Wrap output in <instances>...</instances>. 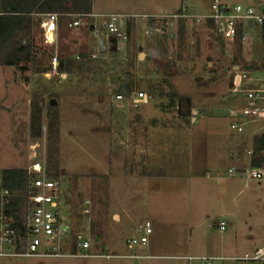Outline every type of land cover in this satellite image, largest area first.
Returning a JSON list of instances; mask_svg holds the SVG:
<instances>
[{"label":"rangeland","instance_id":"rangeland-1","mask_svg":"<svg viewBox=\"0 0 264 264\" xmlns=\"http://www.w3.org/2000/svg\"><path fill=\"white\" fill-rule=\"evenodd\" d=\"M186 2L189 7L191 2L199 6L190 8L194 17L191 20L204 21L202 17L209 13L207 5H200L197 0ZM93 23L97 25L96 21ZM88 26L89 20L83 27L85 32H88ZM161 30L165 36L164 42L170 43L171 36H174L173 29L166 31L162 27ZM64 33L68 34L67 31H57V40ZM186 33V48L164 49L166 52L157 56L159 66L168 63L169 81L155 78V73L149 72L146 64L141 70L145 74L138 73L135 56L134 63L125 60L129 55L126 50L101 58L98 63H91L92 69L88 73L84 70L78 75L68 74L65 79L46 78L44 74L49 71L52 46L44 44L42 35L36 36L38 49L33 63L23 65L21 69L0 66V171L7 168L28 169L32 163L40 161L50 172H57L60 175L62 214L69 219L71 232L75 234L93 235L89 218L97 208L103 209L104 197L110 199L108 211L111 215L112 212L121 214L117 200L128 204L127 196L131 195L137 200L136 203L145 204L144 208L136 207L134 210L135 220H142L139 224L145 219L152 220L149 237H154L159 244L169 242L184 247L189 244L193 254L203 253L204 245L212 248L208 237L209 231H215L213 224L222 218L226 223H232V219L222 215L232 212L237 215L234 221L237 226L230 223L227 226V249L232 250L235 244L240 250L248 247L246 234L250 233L254 236L252 242L260 245L264 241V177L246 182L240 175L231 177L228 174V168L238 164L237 160L230 161L229 154L234 153L237 140V145L241 146V138L230 130L226 109L236 96L241 95V91L257 88L254 84L260 82L255 80L256 73L250 82L242 83L238 90L235 87L229 89L228 78L224 79L221 74L216 76L217 82L211 86L202 82L201 75L207 70V61L196 57V54L210 47L211 38L206 35L205 40L199 38L197 42L193 25ZM88 37L93 40L94 51L99 54L98 40L93 33H89ZM84 47L88 49L87 43ZM68 48V45L59 46V51ZM210 54L212 58L214 55L218 57L221 51L216 52L212 48ZM224 55L218 58L224 62L230 61L228 53ZM126 65L135 69L126 68ZM223 69L219 71L223 73ZM227 75L233 79L236 73L230 70ZM146 77L152 85L149 104L129 110L125 100H115L114 96L123 84L130 92L147 87L143 82ZM196 77L198 80L194 79ZM257 86L264 87V84ZM174 90L180 98L190 100V113L202 118L198 125L188 129L186 124L189 123L179 121L175 124L173 117L177 120L178 105H173L169 98ZM51 100L56 105L49 107ZM118 103H122L123 109L116 107ZM180 110L181 113L186 112L185 107H180ZM33 114L39 115L38 127L33 125ZM136 115L142 118L131 122L126 119ZM178 124L183 127H178ZM248 129H260L259 133H264V121L251 123ZM144 133L146 138L139 139ZM126 138L139 139V149H142L140 156L144 153L146 157L141 165L132 164L133 175L128 174L127 169H120L124 148L120 145V139ZM247 148H242V152L245 153ZM203 149L208 163L204 167L200 163ZM139 172L144 175L139 176ZM149 172L159 173L147 175ZM216 181L220 186L215 184ZM231 181L238 185L235 190L243 189L234 203L230 198L235 191L227 184ZM130 187L135 188L136 192L131 193ZM108 222L110 240L129 253L124 240L130 236L131 225L124 222L116 224L110 218ZM154 224L161 228L154 231ZM210 238L217 240L218 233L215 231ZM68 250L67 244L62 245L59 254H67ZM46 251V247L41 245L39 253ZM100 253L112 252L103 249ZM108 262L119 263L121 259L112 258ZM108 262L91 257L0 258V264ZM190 262L199 263L196 260ZM220 263L215 261L213 264Z\"/></svg>","mask_w":264,"mask_h":264},{"label":"crops","instance_id":"crops-1","mask_svg":"<svg viewBox=\"0 0 264 264\" xmlns=\"http://www.w3.org/2000/svg\"><path fill=\"white\" fill-rule=\"evenodd\" d=\"M199 1L200 5H207L209 9V4L211 0H197ZM231 2L234 3H239L243 6L246 7H252L256 11L260 10L262 7H264V0H230ZM190 7L188 6L186 0H91V13L88 14L85 18V22L89 20V26H88V32H85L83 30V27H75V28H68V23L74 20L72 17L69 18L68 20L66 19H58L57 21V31L58 32H63L67 31L68 34L64 33L60 37V40H57V44L55 46V52L57 53L58 59H59V64L61 70L66 74H73L75 73L78 75L79 73H82L84 70L86 73H88L92 67L91 63L96 62L101 60V58H105L108 55H115L116 52H122V51H127L128 56L126 57L125 60H127V63L129 60H131V63L133 62V57L135 56L137 62H138V68L136 71L138 73H143L141 70L143 69L144 65L148 66V71L155 73L154 76L155 78H162V81L165 80H170L169 76V67L168 63L159 66V58L157 56L162 55L164 52H166L164 49L169 48L170 51L175 50L178 46V40L176 38V32H177V26L178 23L181 25H184V31H185V43L187 41V30L191 29L192 25L195 28V37H197V42L199 41V38L205 40V36L207 35L208 38H211V41L209 42V48L208 49H203L201 50V53L198 55L196 54V57H201L204 58V60L207 61L206 65V72H203L201 75V81L206 82L209 84V86L215 84L217 81L215 80L216 76L218 74L223 75L224 79H227V86L229 89L231 87H235L236 90L239 89L240 86H237L238 84V79L239 76L242 75V73L249 74L251 73L253 76L256 73L255 80L260 82L261 84H264V30L261 28L252 25L250 28V38L245 44H240L237 40L234 41H225L223 40L219 35L216 34L214 25L212 24L211 21L209 20H204L201 22H196L191 19L194 17L191 15V9H196L199 6L194 5L192 2L190 3ZM191 8V9H190ZM111 14H122V15H128L135 17L131 21V26H132V32L130 36V41L129 43L127 42V45H125V48L121 49V45L119 44L118 41H116L113 37L108 36V35H101L99 37H95L97 41V49L99 50V54L94 51V43L93 40L88 37L89 33H93L91 29V25H96L93 23V21L97 23V26L101 23V20L103 19L102 17L111 15ZM36 19H42L44 20V16H35ZM147 27L145 28V26ZM164 28L167 30L170 29L172 31L174 36H171L170 43L167 41L164 42L163 37V31L161 28ZM149 30L148 35H143L144 30ZM69 34L71 35L70 38H68ZM42 35V33L39 32L38 29H36L35 33V41H36V36ZM94 35V34H93ZM201 36V37H200ZM174 38V39H173ZM95 39V40H96ZM92 40V41H91ZM196 42V43H197ZM87 43V48L84 46ZM175 43V44H173ZM67 46L68 45V50H60L59 51V46ZM182 48H186V45ZM212 48H215L216 52L218 50L221 51V54L218 55L221 57H224V54L228 53V57H230V61L224 62L223 60L219 59L217 56H213L210 54V51ZM52 49V55L54 53V47H51ZM73 52H70L72 51ZM125 51V52H126ZM244 51V52H243ZM224 53V54H223ZM94 54L96 55V58L92 59L90 58V55ZM231 55V56H229ZM87 56V60H81L83 61V67L81 70H75L70 73H67L63 69V62L65 58H70L75 61L80 60L81 57ZM100 56V57H99ZM78 58V59H77ZM167 59H171V57H167ZM214 60V61H213ZM229 63V67H228ZM224 64V66H222ZM256 67L257 71L249 70V67ZM134 68V66L131 65H126V68ZM152 67V68H151ZM203 68V67H202ZM224 68L226 71L224 73H221L220 71ZM220 70V71H219ZM231 71H235L236 75H234L231 79L227 75V73H230ZM111 72V70H109ZM147 73V72H146ZM145 74V73H143ZM160 75V76H158ZM67 78V77H66ZM146 81H143L144 83L147 84V87L144 88H139L140 90L144 93H146L149 98L150 94H152V85H151V80L147 77L144 78ZM195 80H198L197 77L194 78ZM252 79V78H250ZM216 81V82H215ZM260 83H255L254 85L256 87H259L257 85H260ZM222 84V83H221ZM172 85V84H171ZM128 91V87L126 84H123L122 87L119 90L118 94L126 95ZM134 91V90H133ZM131 91V92H133ZM230 91V90H228ZM244 92V91H243ZM243 92L241 91L239 96H236L234 99L235 101L231 102L232 104L226 108L227 110L237 106L241 103L242 101V96ZM175 93V90H174ZM171 94V93H170ZM169 94V95H170ZM116 96V95H115ZM114 96V98H115ZM42 97V96H41ZM40 99V97H39ZM150 100V99H149ZM190 101V100H189ZM177 103V102H175ZM191 103V102H190ZM149 104V102H148ZM178 104V103H177ZM176 104V106H177ZM122 105V103H118L116 105L117 108H120L119 106ZM147 105V104H146ZM143 105V106H146ZM141 106V107H143ZM191 106V105H190ZM128 108V107H127ZM129 109V108H128ZM130 110V109H129ZM160 117V116H159ZM162 117V116H161ZM132 118V119H131ZM136 118H142L140 115H136L134 117H126L130 122L134 121ZM165 118L166 117L165 115ZM175 124L177 125V122L183 121L189 124H186L187 128L190 129L191 127L198 125V122L202 120V118H197L193 114H190L188 117L184 115H178L177 120H175V117H173ZM156 120V119H155ZM153 120V121H155ZM178 127H183L179 126ZM192 131V130H191ZM251 129H248L243 135H239L238 138H241V146H238V140L235 143L234 147V153L229 154V159L230 161H235L237 160L238 164L235 166H231L230 168H235V169H243L246 168L250 165V156H247L246 152L250 151L251 148L249 147V141L250 139L258 134L261 133H256L254 134L251 132ZM131 130L129 127V134H131ZM192 133V132H191ZM146 138V134L139 139L143 140ZM137 139H130L126 138L124 140L120 139V145L124 147L122 149L123 156L121 158V170H128L130 175H133L132 173L133 170L131 169L132 164L134 165H141L144 161L146 160V157L143 156V154L140 156L142 153V149L140 150L139 147L141 145L140 140ZM246 142V144L244 143ZM242 144H245L248 148L245 150V153L242 149ZM244 146V148H245ZM138 150V152H137ZM205 149L203 151L201 150V156H200V163L201 166L204 167L206 166L207 163V157L205 154ZM115 164V163H114ZM264 169V168H262ZM150 171V170H148ZM139 176L144 175L142 172H139ZM192 175V174H191ZM239 175V174H236ZM234 175V176H236ZM241 176V175H240ZM232 177V176H231ZM131 178V177H130ZM139 178V177H138ZM246 180V179H245ZM246 182H248L246 180ZM110 183V180H109ZM216 185L220 186L219 182H215ZM228 186H231L233 188V192L235 191V195L231 197L232 202H235L236 197L242 192L243 189H236V182L231 181L227 183ZM261 184H257V186H260ZM238 186V185H237ZM247 187V183L245 184V188ZM129 191L131 193L136 192L135 188L130 187ZM129 203L124 204L125 201H122L120 199L117 200L121 214L118 212H112L110 215V212L108 211V205L110 202V199L107 197L103 198L102 201V207L97 208L95 212H93L92 215H90L89 222H90V227H91V233L93 235H87L90 239V253L95 255L94 257L91 258H102L104 260H111L112 258H118L121 259V262L119 263H109L108 264H190L191 262L188 261L186 258H192L191 261L195 260V258L199 257H223V260H218L221 263L220 264H236L237 262H233L231 258L233 257H240L244 254H250L256 249L263 247L264 246V241L259 245L258 243H253V234H246V239L249 243L248 247L243 248L242 250L238 249V244H235L233 246L232 250H228L226 246V240H227V226L230 223H226L223 218L222 221L225 223V228L223 231H219L217 229V222H215L214 225V230L218 233V239L215 240L214 238L211 239L210 237L214 236L213 231H209V237H208V242L212 246V248L207 247L204 245V252L203 253H192L190 250L189 244L187 246H183L181 244L177 243H169V242H163L162 244H159L155 242L154 237H149L148 243L138 249L136 252L137 255L144 256L147 258H128L127 256L130 255L129 253H126L124 249H122V246L120 247L117 242L111 241L109 237H111V231L108 225L109 218L113 220L114 223L120 224L124 222V224H130L131 225V230L129 232V235L125 240L132 236H135L138 234L137 227L139 225V222L142 220H139L137 222L135 220L134 216V210L136 207L139 208H144L145 204H141L140 202H137V200L133 199L134 197L129 195L127 196ZM137 205V206H136ZM96 207V206H95ZM110 215V216H109ZM223 216L227 217V219H232L233 222L230 223L232 226L236 227L237 224L236 222L234 223L236 219V213H225L222 214ZM221 215V217H223ZM221 217H219L221 219ZM149 220L152 223V220L150 219H145ZM155 229L154 231H157L159 228L158 224H154ZM251 229V227H250ZM226 232V233H225ZM152 233V232H151ZM153 235V234H152ZM126 245V244H125ZM208 245V244H207ZM125 247V246H124ZM104 250H110L112 253L111 254H104L100 253L101 251ZM126 249H128L126 247ZM93 250V252H92ZM129 250V249H128ZM225 253H230V254H225ZM104 256H108L109 258H105ZM89 258V257H88ZM197 261V260H196ZM199 264V263H198Z\"/></svg>","mask_w":264,"mask_h":264},{"label":"built area","instance_id":"built-area-1","mask_svg":"<svg viewBox=\"0 0 264 264\" xmlns=\"http://www.w3.org/2000/svg\"><path fill=\"white\" fill-rule=\"evenodd\" d=\"M87 15L73 16L68 28L85 26ZM101 23L91 25L95 37L103 34L113 37L125 48L128 42L127 26L133 20L132 16L122 14H111L102 17ZM214 25L217 35L225 41L237 40L245 44L250 38V28L255 25L264 30V7L256 11L252 7H246L230 0H211L209 13L202 17ZM57 21L55 13L44 16L43 42L45 45L54 47V53L49 63V71L44 74L46 78L65 79L66 74L59 70V59L55 52L57 44ZM147 25L145 26V28ZM144 35L148 31L144 30ZM90 58H96L91 54ZM78 59V58H77ZM253 75L242 73L239 76L237 86L250 82ZM149 96L142 91H134L126 95L117 94L115 100L126 101L129 109H139L148 104ZM120 108L123 105L119 106ZM229 128L232 132L243 135L248 125L258 121H264V87L259 86L243 92L242 101L227 111ZM254 134L260 129H251ZM247 156L252 151L246 152ZM30 180L26 191L22 194L18 191H10L1 187L0 183V258H34V257H94L90 251V239L81 233L75 234L74 241L71 239V224L62 213L61 184L60 180L48 177V170L44 163L36 161L27 169ZM230 176L241 175L247 181H258L264 177V169L248 166L243 169L230 168L227 170ZM20 204L16 206L17 201ZM20 215V223L16 224V213ZM152 224L145 220L137 227L138 234L128 238L125 242L130 251L128 258H147L137 255L140 247L148 243ZM225 223L219 221L217 229L223 231ZM75 250L72 251V244ZM67 244L68 253L59 254L61 246ZM46 247L44 254L39 253L40 246ZM109 258L108 256H104ZM191 261L192 258H186ZM223 257H199L195 258L199 264H213L215 261L223 260ZM233 262L242 264H264V246L256 249L250 254L231 258Z\"/></svg>","mask_w":264,"mask_h":264},{"label":"trees","instance_id":"trees-1","mask_svg":"<svg viewBox=\"0 0 264 264\" xmlns=\"http://www.w3.org/2000/svg\"><path fill=\"white\" fill-rule=\"evenodd\" d=\"M55 13L58 19H66L77 15H88L91 13V0H0V66L21 69L23 65L33 63L36 56L37 44L35 41L36 29L43 33L42 24L44 20L36 19L35 16H45L46 14ZM131 21L127 26L128 43L131 36ZM184 25L178 23L176 38L178 46L183 47L185 44ZM127 45V44H126ZM87 56L81 57L80 60L65 58L63 69L70 73L75 70H81L83 61ZM60 63V62H59ZM59 70L60 64H59ZM249 70L257 71V68L249 67ZM131 93L130 90L127 94ZM172 104L178 103V113L189 116L190 101L182 99L176 93L169 95ZM50 107V105L48 104ZM180 107H185L186 112L181 113ZM39 115L33 114V125L38 127ZM246 144V142H244ZM242 144V148L244 145ZM252 155L250 156V166L264 168V133L253 136L249 141ZM159 172H149L147 175H157ZM48 177L58 180L60 175L57 172L48 170ZM30 175L25 168H7L0 171L1 187L10 191L24 193ZM20 204L17 201L16 206ZM20 223V215L16 213V224ZM71 239L74 241L75 233L70 232ZM75 243L72 244V251L75 250Z\"/></svg>","mask_w":264,"mask_h":264},{"label":"water","instance_id":"water-1","mask_svg":"<svg viewBox=\"0 0 264 264\" xmlns=\"http://www.w3.org/2000/svg\"><path fill=\"white\" fill-rule=\"evenodd\" d=\"M91 28H92V27H91ZM49 105L54 106V105H56V103H55L54 100H51V101L49 102Z\"/></svg>","mask_w":264,"mask_h":264}]
</instances>
